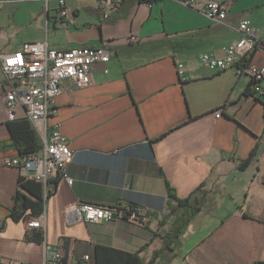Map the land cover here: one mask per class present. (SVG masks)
Returning <instances> with one entry per match:
<instances>
[{"label": "crops", "instance_id": "crops-1", "mask_svg": "<svg viewBox=\"0 0 264 264\" xmlns=\"http://www.w3.org/2000/svg\"><path fill=\"white\" fill-rule=\"evenodd\" d=\"M65 1L68 21L59 18L57 0L0 4V55L26 42L114 53L94 66L91 87L61 83L47 126L59 124L69 142L74 182L52 179L42 243L26 239L37 230L28 226L32 211L19 221L11 216L15 207L22 213L19 193L35 198L20 186L23 172L4 165L20 155L0 61V264H44L54 247L64 264L86 255L95 264L98 246L138 254L144 264H264V97L247 93L250 80L236 69L215 73L197 60L204 53L224 58L248 21L258 45L245 60L264 65V0H222L229 5L224 24L173 0H124L108 20L98 0ZM133 34L140 42L131 43ZM16 113L26 118L24 108ZM168 184L179 198L201 202L170 249L168 237L185 209L170 200ZM78 203L136 207L146 221L70 223L64 213Z\"/></svg>", "mask_w": 264, "mask_h": 264}, {"label": "built area", "instance_id": "built-area-1", "mask_svg": "<svg viewBox=\"0 0 264 264\" xmlns=\"http://www.w3.org/2000/svg\"><path fill=\"white\" fill-rule=\"evenodd\" d=\"M25 0H0V4L22 3ZM48 4L51 0H45ZM59 18L69 20L70 10L65 0H57ZM104 19L121 9L124 0H98ZM178 4L201 11L208 20L224 24L229 13V5L222 0H173ZM241 39L225 49V57L219 58L209 54H201L198 63L205 69L215 73H225L236 69L240 76L250 80L249 90L257 98L264 97V65L256 66L245 61H237V54L252 53L257 47V34L248 21L240 25ZM141 37L133 34L131 43L140 42ZM114 53L107 47L73 48L71 50L51 49L47 42H26L21 51L0 55L2 73L8 84L3 95L8 120L14 121L19 117L16 110L22 107L26 111V118L31 122L41 142V149L36 154L24 155L5 160V166L14 167L23 172V179L41 183L44 198L48 199L53 193L51 181L61 176L68 185L74 180L68 172V166L74 158L66 137L62 135L59 124L48 129L47 121L56 110L54 104L61 93V83L66 80L73 82L76 89H85L93 85L92 73L94 66L108 64ZM179 72L184 71V65L178 64ZM109 73V70H105ZM222 116L218 111L216 117ZM123 217L130 221L145 222L146 219L136 207L117 205L111 208L78 203L68 208L65 219L70 223H89L98 225L104 221L111 222L114 216ZM45 215L33 218L28 222L30 229L45 228ZM44 264H63L64 257L57 247L48 253ZM91 256L86 255L78 264H91ZM12 264V263H11Z\"/></svg>", "mask_w": 264, "mask_h": 264}, {"label": "trees", "instance_id": "trees-1", "mask_svg": "<svg viewBox=\"0 0 264 264\" xmlns=\"http://www.w3.org/2000/svg\"><path fill=\"white\" fill-rule=\"evenodd\" d=\"M252 58V56H251ZM251 58L248 60H244L245 62L251 61ZM250 86V85H249ZM250 90L248 89V92ZM10 135L15 143L16 150L20 156L24 155H33L36 154L39 149H41V142L37 136V132L32 127L31 122L27 118H23L20 120H14L9 123ZM254 155H256L255 151L249 158L241 165V168H246L249 163L252 161ZM20 186L23 190L29 192V194L35 198V200L29 199L26 195L19 193L16 197V203L22 204V213L17 207L11 212V216L13 220L19 221L22 219V215L26 211H32L30 215V219L39 217L45 210V196L44 190L41 183L30 181V180H20ZM168 194L170 200L176 202L179 208L185 209V212L178 217L176 221L175 230L172 231V234L168 237V244L166 243V247L169 249L174 244L173 239L178 238L183 231L184 228L188 225V223L196 216L201 207L200 199L193 200V196H190L188 199H181L176 195V191L171 188L168 184ZM51 197V196H50ZM49 198V197H48ZM192 202L195 206H192ZM193 204V205H194ZM175 212V211H174ZM26 239L29 242L33 243H42L44 241V232L42 230H36L31 233H27ZM157 256V255H156ZM65 260V258H64ZM63 260V264H64ZM95 264H144L143 261L138 257V254H130L125 253L120 250L106 248L104 246L97 247V258Z\"/></svg>", "mask_w": 264, "mask_h": 264}, {"label": "bare ground", "instance_id": "bare-ground-1", "mask_svg": "<svg viewBox=\"0 0 264 264\" xmlns=\"http://www.w3.org/2000/svg\"><path fill=\"white\" fill-rule=\"evenodd\" d=\"M249 55L250 53H239L237 54V61H244Z\"/></svg>", "mask_w": 264, "mask_h": 264}, {"label": "water", "instance_id": "water-1", "mask_svg": "<svg viewBox=\"0 0 264 264\" xmlns=\"http://www.w3.org/2000/svg\"><path fill=\"white\" fill-rule=\"evenodd\" d=\"M114 218H117V215H115Z\"/></svg>", "mask_w": 264, "mask_h": 264}]
</instances>
